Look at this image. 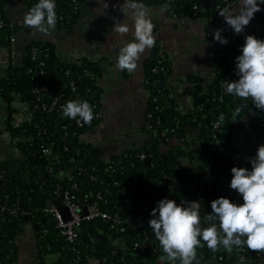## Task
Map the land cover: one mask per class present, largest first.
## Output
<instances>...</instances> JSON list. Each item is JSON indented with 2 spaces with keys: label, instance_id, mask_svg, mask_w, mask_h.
Returning a JSON list of instances; mask_svg holds the SVG:
<instances>
[{
  "label": "trees",
  "instance_id": "trees-1",
  "mask_svg": "<svg viewBox=\"0 0 264 264\" xmlns=\"http://www.w3.org/2000/svg\"><path fill=\"white\" fill-rule=\"evenodd\" d=\"M29 11L39 0H19ZM82 0H55L57 23L55 29L68 32L77 21V4ZM236 2L237 0H230ZM143 4L160 3L177 16L203 19L206 31L210 34L214 77L203 87L195 77H188L191 84L190 95L195 99L202 97L203 103H193V108L181 112L178 109L174 88L167 84L171 70L167 59L158 64V44H155V56L145 62L148 97L146 114L151 130V139L142 148L127 151L120 156L103 160L100 149L83 141L82 137L92 131L98 119L78 126L76 120L65 117L64 106L70 101H87L93 115L100 110L102 91L98 83L85 73L100 75L97 65L83 61L81 64L61 62L54 45L49 41H33L25 48L18 65H8L7 75L0 78V100L7 108L5 130L16 140V147L23 156L21 164L33 185L8 174L7 162H0V202L7 209L26 210L28 215L4 212L0 220V264H15L17 258L16 237L24 225L31 221L37 226L35 231L37 250L41 264H180L177 259L169 260L159 241L149 226L148 213L162 199H170L177 205L196 201L211 209V202L224 197L230 201L238 194L230 188L232 172L229 164L234 160L231 139L234 133L243 128V115H255L250 124L255 144H264V110L255 107L252 99H242L226 92V83L238 80L236 57L241 54L239 47L244 39L222 45L214 40V33L225 25L218 12L227 6L223 0H137ZM3 0H0V49L11 50V39L23 29L5 15ZM194 6L196 7L194 9ZM261 7V6H260ZM255 13L251 20L264 28V7ZM32 29L30 27H24ZM254 36L264 40V31L256 30ZM33 50L39 57L32 59ZM157 69L156 74L151 70ZM43 71V75L40 72ZM75 82L76 92L70 88ZM42 87L39 94L33 92L36 86ZM173 98H168L169 93ZM222 101L219 102L218 98ZM215 99L214 101H212ZM27 104L30 119L18 127L11 125L14 110L13 101ZM56 101V107L49 111L41 109L42 104L50 105ZM240 109L239 113L236 109ZM219 122L217 139H212V124ZM42 131V132H40ZM172 138L182 140V144L161 149ZM194 134V135H193ZM49 149L58 156L52 171L46 170L50 157L41 149ZM149 158V165L143 166L137 155ZM201 162H197L198 157ZM136 163H139L136 166ZM63 169L71 171V178H59ZM251 170V167L248 168ZM6 173L8 176L6 177ZM30 173V174H29ZM60 184L61 190H69L76 198L94 201L101 197L99 207L111 219L84 222L74 246L68 244L54 225L38 208L41 198L52 195V189ZM74 186V188H72ZM59 203V200L56 201ZM141 218L140 222L137 219ZM46 220V221H45ZM217 226L219 221H215ZM197 248V258L206 262L212 257H221L223 262L227 252L218 247L209 249L201 241ZM241 252L235 247L230 256V264H253L251 259L257 252L243 247ZM264 257V252H258ZM196 264V261L193 262ZM259 264V263H254Z\"/></svg>",
  "mask_w": 264,
  "mask_h": 264
},
{
  "label": "crops",
  "instance_id": "crops-1",
  "mask_svg": "<svg viewBox=\"0 0 264 264\" xmlns=\"http://www.w3.org/2000/svg\"><path fill=\"white\" fill-rule=\"evenodd\" d=\"M104 2L109 5L107 9L103 8L102 0L80 1L76 7L77 21L72 29L63 32L54 28L50 34H42L34 29L24 28L27 26L23 23V18L28 10L21 1L3 0L4 15L10 21L23 26V29L15 34L10 51L0 49V75L6 72L8 65L20 63L26 46L33 41L51 42L61 62H69L70 53H78L89 62L100 60L101 64L97 65L100 69L98 86L102 91L100 119L96 127L82 139L100 149L103 160L108 161L113 156L142 148L151 139L146 118L147 91L144 65L152 57L154 48L141 56L135 71L119 70L116 59L120 49L134 39V21L129 10L121 7L124 0H104ZM238 4L239 0L233 6ZM144 5L154 25L153 35L155 44H158V56L160 52L165 56L171 70L170 79L176 83L174 92L178 109L186 112L193 108L194 103V98L190 95L191 84L187 81L188 77H195L203 87H206L214 77L213 52L210 39L207 37L206 21L177 16L168 12V8L160 3ZM117 19L129 25L130 31L126 36H121L113 30ZM220 29L223 30L221 34L228 43H233L248 35L254 36L257 25L250 21L242 34H235L226 22ZM3 107L0 111V162H7L8 174L17 177L15 173L17 169L10 164L22 161L5 135L7 108L5 104ZM254 119V114L245 113L243 128L236 131L231 139L234 158L244 168L251 167L250 158L255 157L257 152L250 128ZM181 144L182 140L175 137L161 149L164 151L165 148ZM24 175L25 182H28L26 172ZM211 212L206 204H201L202 228L209 226L205 215ZM36 228V225L26 223L22 232L16 237L15 264H41L37 250ZM234 250L235 247L225 250L227 258L224 262H219L214 256L206 262L197 258L196 264H230V256ZM255 263L264 264V257ZM90 264L96 262L92 260Z\"/></svg>",
  "mask_w": 264,
  "mask_h": 264
},
{
  "label": "clouds",
  "instance_id": "clouds-1",
  "mask_svg": "<svg viewBox=\"0 0 264 264\" xmlns=\"http://www.w3.org/2000/svg\"><path fill=\"white\" fill-rule=\"evenodd\" d=\"M103 8L108 4L102 0ZM264 0H239L237 6H224L218 14L235 34H242L245 27L261 11ZM134 21V39L119 51L116 66L119 70L133 72L138 61L147 51L155 47L154 25L143 3L124 0ZM55 0H39L28 12L23 23L42 34H50L57 23ZM113 30L126 36L130 27L116 20ZM222 29L214 33V40L226 45ZM236 57L238 80L226 83V92L242 99L251 98L259 110H264V40L253 35L245 38V44ZM240 109H236L239 113ZM65 117L91 123L94 119L92 107L87 101H70L63 108ZM251 170L242 167L231 169L230 188L237 191L243 203L231 202L228 198H218L211 202V214H206L208 227H201V204L196 201L177 205L170 199H162L152 209L149 226L159 241L169 260H179L180 264H193L197 259V248L201 241L216 250L222 247L231 250L245 245L255 252H264V144L258 147L255 157L250 158ZM219 221V225L215 221Z\"/></svg>",
  "mask_w": 264,
  "mask_h": 264
},
{
  "label": "built area",
  "instance_id": "built-area-1",
  "mask_svg": "<svg viewBox=\"0 0 264 264\" xmlns=\"http://www.w3.org/2000/svg\"><path fill=\"white\" fill-rule=\"evenodd\" d=\"M225 3H227V6L232 7L235 2L230 1V0H223ZM196 7L194 6V9ZM1 24V23H0ZM258 32H263L264 28L262 25L258 24L257 25V29ZM207 37L210 39V34H207ZM13 42V38L11 39V43ZM245 44V43H244ZM242 44L239 47V50L243 47ZM159 50L161 51V48L159 47ZM31 57L33 60H35L38 57V51L33 50L31 53ZM161 60H158V64H161L163 61L166 60L165 56L160 52V55L158 56ZM69 63L71 64H81L83 61H87L83 58V56H81L78 53H70L69 55ZM89 62V61H88ZM95 65L101 64L100 60H95L93 62H91ZM99 67V66H98ZM152 74H156L157 73V69L153 68L151 70ZM40 75H43V71L40 72ZM85 75L94 80L95 82L98 83L99 80V75L97 74H90L89 72H86ZM146 84V82H145ZM167 84L169 86H171L172 88H174V86L176 85V83L174 81H171L170 77L167 80ZM70 88L73 92H76L77 90V86L75 84V82H71L70 83ZM43 90L42 87H39L38 85L34 88L33 92L35 94H39V92ZM175 94V92H174ZM173 93H169L168 94V98H173L174 96ZM148 97V94H147ZM215 99H213L212 101H214ZM218 101L221 102L222 98L219 97ZM57 102L54 100L52 101V103L50 105H46V104H42L41 105V109L44 111H49L52 110L53 108L56 107ZM11 108L14 110V113L12 115V120H11V125L13 127H18L20 126L23 122L28 121L30 119L31 113H30V109L29 106L27 104L21 103L19 101H13L11 103ZM94 118L95 119H100V110L94 114ZM146 118L147 120L151 118L150 114H146ZM79 118H77L76 123L78 124V126H82L83 122L80 121L78 122ZM89 125V124H88ZM219 122H214L212 124V139L214 141H216L217 139V131L219 129ZM261 127H264V123L261 124ZM148 129L151 130V126H148ZM42 132V131H40ZM152 134V132H151ZM162 136H165L166 133L164 131H162L160 133ZM5 135L6 137H8L9 142H11V144L13 145V147L15 148V150L17 151V153H19L20 155V160L23 159V156L21 155V153L19 152V150L16 147V140L12 139L10 136V133L8 131L5 130ZM165 141L168 142L169 139L165 136ZM41 152L46 156L50 157V161L48 166L46 167V170L51 172L52 171V166L57 158V154L53 153L50 149L49 146L47 147H42ZM235 157V156H234ZM137 158L140 162H142L145 159H149L146 155L144 154H139L137 155ZM201 157L199 156L198 159L196 160L197 162H201ZM229 167L232 169L233 167H242L244 168L241 163L236 160L234 158V160L229 164ZM71 171L69 169H63L62 171L59 172V178L60 179H64V178H71ZM74 188V186L72 187ZM51 195V194H50ZM49 196V195H48ZM48 196L45 198H41L39 200L42 201H47L48 200ZM53 201H57L59 200V205L62 207H65L67 212H68V221H64L63 217L61 216V214L58 211V208L56 205H52L49 208H43L42 209V213L45 216V218H47L48 220L52 221V224L55 226L56 229H58L59 234L61 236L64 237L65 241L70 244L71 246H74L75 243L78 240V233H77V229H80L81 225L84 222H88V221H93V220H100V221H107L110 220L111 217L104 211H102L99 207V202L101 201V197L99 195L96 196L94 201H87V200H81L79 198H76L75 195H73L71 193V191L69 190H61L60 184H56L55 189H52V195ZM231 202L233 203H243L242 197L239 194H236ZM4 212H9V213H15V212H19L20 215L22 216H26L28 215V212L26 210H19L17 207L13 210V209H7L6 205L0 202V220L2 219V215L4 214ZM151 212L148 213V217L149 218H153L151 215ZM141 218L137 219V222H140ZM246 246V245H245ZM243 247L239 248V250L242 252L243 251ZM263 257H261V255L257 252L255 254V257L253 259H251V262L254 264L255 262L262 260ZM217 260L219 262H223V259L221 257H217Z\"/></svg>",
  "mask_w": 264,
  "mask_h": 264
},
{
  "label": "water",
  "instance_id": "water-1",
  "mask_svg": "<svg viewBox=\"0 0 264 264\" xmlns=\"http://www.w3.org/2000/svg\"><path fill=\"white\" fill-rule=\"evenodd\" d=\"M155 1H156V0H155ZM151 55H152V57H153V56H154V52H152ZM38 57H39V52H38ZM6 75H7V73L4 72V73H2V76L0 75V76H1L0 78L5 77ZM250 99H251V98H250ZM194 102H195L196 104H201V103H203V99H202V97H196V98L194 99ZM141 163H142L143 166H148L149 163H150V161H149V159H145V160H143ZM138 165H139V163H136V166H138ZM10 166H11V167H14V168L17 169V170L15 171V173L17 174V177H16L17 180H19V181H21V182H24V185H25V186L33 185V183H31V179H30V178L28 179V182H25L24 167H23V165L21 164V162H17V163H15V164H10ZM29 174H30V173H29ZM7 176H8V174L6 173V177H7ZM52 198H53V197H52L51 195H49L47 201L39 200V201L37 202L38 208H39V209H43V208H49V207L52 206V205H56L57 208H58L59 213H60L61 216L63 217V220H64V221H68L69 217H68V212H67L66 208L60 206L59 204H57L55 201L52 200ZM45 221H46V220H45ZM47 222H48V224H49L50 226L53 225L51 220H47ZM36 229H37V228H36ZM80 232H81L80 229H77V233H78V235L80 234Z\"/></svg>",
  "mask_w": 264,
  "mask_h": 264
},
{
  "label": "rangeland",
  "instance_id": "rangeland-1",
  "mask_svg": "<svg viewBox=\"0 0 264 264\" xmlns=\"http://www.w3.org/2000/svg\"><path fill=\"white\" fill-rule=\"evenodd\" d=\"M3 106H4V104H3V102L0 100V111L3 110V108H4ZM30 223H31V221H28V222H27V224H30Z\"/></svg>",
  "mask_w": 264,
  "mask_h": 264
},
{
  "label": "flooded vegetation",
  "instance_id": "flooded-vegetation-1",
  "mask_svg": "<svg viewBox=\"0 0 264 264\" xmlns=\"http://www.w3.org/2000/svg\"><path fill=\"white\" fill-rule=\"evenodd\" d=\"M25 172V171H24Z\"/></svg>",
  "mask_w": 264,
  "mask_h": 264
}]
</instances>
